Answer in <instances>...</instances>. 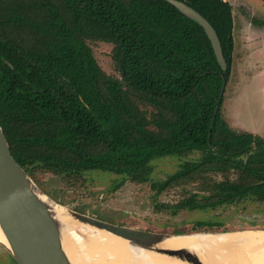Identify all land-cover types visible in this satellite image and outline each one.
I'll use <instances>...</instances> for the list:
<instances>
[{"label":"trees","instance_id":"trees-1","mask_svg":"<svg viewBox=\"0 0 264 264\" xmlns=\"http://www.w3.org/2000/svg\"><path fill=\"white\" fill-rule=\"evenodd\" d=\"M180 1L216 29L226 71L204 27L169 0H0V124L28 174L99 170L144 182L154 159L200 151L159 191L214 171L241 176L214 181L204 202L191 194L178 209L264 201V137L232 128L222 111L235 56L233 6ZM26 27L28 38L18 36ZM91 39L113 44L120 78L101 68ZM218 225L201 220L195 228Z\"/></svg>","mask_w":264,"mask_h":264},{"label":"rangeland","instance_id":"rangeland-1","mask_svg":"<svg viewBox=\"0 0 264 264\" xmlns=\"http://www.w3.org/2000/svg\"><path fill=\"white\" fill-rule=\"evenodd\" d=\"M228 1L233 6L237 44L222 111L232 128L264 137V0ZM254 18L258 21L254 22ZM23 29L27 31H17V35L28 38L32 30L28 27ZM88 43L101 68L107 74L120 78L112 56L113 44L93 39ZM143 107L153 110L151 106ZM201 156L200 151H194L185 156L154 159L151 162L153 171L149 180L144 182L99 170L66 175L36 168L28 175L43 193L66 208L119 225L185 236L208 232L264 231V201L254 198L206 209L177 208L191 194H198L204 202L205 197L211 194L208 187L214 181L239 180L241 172L238 169L209 172L201 178L196 175L174 180L159 191L158 185L180 170L186 161L198 160ZM115 184H119L117 189ZM201 220L218 222L219 225L195 228ZM0 264H18L1 242Z\"/></svg>","mask_w":264,"mask_h":264},{"label":"water","instance_id":"water-1","mask_svg":"<svg viewBox=\"0 0 264 264\" xmlns=\"http://www.w3.org/2000/svg\"><path fill=\"white\" fill-rule=\"evenodd\" d=\"M169 1L186 16L193 18L204 27L212 42L217 60L222 69L226 71L228 63L214 26L186 2ZM225 87L226 81L222 86L220 98L224 94ZM36 190L42 192L13 156L0 124V225L11 248L6 245L5 247L18 264H69L62 248L64 234L61 233L58 221L52 215L49 206L40 199ZM68 210L72 219L78 223L106 231L129 241L130 244L173 256L189 264H204L200 256L190 249L157 247L167 238L186 234H163L136 229Z\"/></svg>","mask_w":264,"mask_h":264},{"label":"bare ground","instance_id":"bare-ground-1","mask_svg":"<svg viewBox=\"0 0 264 264\" xmlns=\"http://www.w3.org/2000/svg\"><path fill=\"white\" fill-rule=\"evenodd\" d=\"M36 193L47 203L65 236L62 237V248L69 264H189L130 244L106 231L78 223L72 219L68 208L38 190ZM66 232L70 237H67ZM0 242L11 248L1 225ZM160 245L190 249L200 256L204 264H264V231L261 230L198 233L167 238Z\"/></svg>","mask_w":264,"mask_h":264},{"label":"crops","instance_id":"crops-1","mask_svg":"<svg viewBox=\"0 0 264 264\" xmlns=\"http://www.w3.org/2000/svg\"><path fill=\"white\" fill-rule=\"evenodd\" d=\"M235 39V38H234ZM237 44L236 40H235V45Z\"/></svg>","mask_w":264,"mask_h":264}]
</instances>
